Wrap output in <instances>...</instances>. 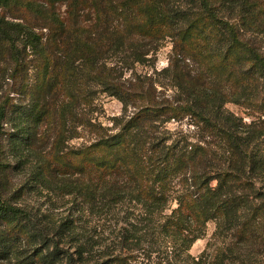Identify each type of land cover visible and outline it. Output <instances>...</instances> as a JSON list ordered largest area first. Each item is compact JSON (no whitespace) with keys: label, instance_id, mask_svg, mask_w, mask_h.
Instances as JSON below:
<instances>
[{"label":"trees","instance_id":"obj_1","mask_svg":"<svg viewBox=\"0 0 264 264\" xmlns=\"http://www.w3.org/2000/svg\"><path fill=\"white\" fill-rule=\"evenodd\" d=\"M0 264H264V0H0Z\"/></svg>","mask_w":264,"mask_h":264},{"label":"rangeland","instance_id":"obj_2","mask_svg":"<svg viewBox=\"0 0 264 264\" xmlns=\"http://www.w3.org/2000/svg\"><path fill=\"white\" fill-rule=\"evenodd\" d=\"M170 50H171V45H167L160 51L157 61L158 68H162L166 66L168 62V56L170 54ZM139 70H142V68H139ZM226 107L235 112H239V113L242 112V109L233 103H228ZM121 113H122V103L115 97L102 94L98 98V110L96 114L99 115V119L103 120L105 124L111 125L112 124L111 118L120 115ZM75 143H77V141L73 142V144ZM10 173H11L10 177L13 178V181H17L20 178L19 173L16 172H10ZM31 198L33 199V201H35V198L33 196H31ZM213 231H214V224L211 223L208 226L206 236L198 239L192 246L191 253L193 255H198L205 249L207 242L209 241Z\"/></svg>","mask_w":264,"mask_h":264}]
</instances>
